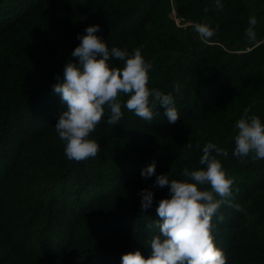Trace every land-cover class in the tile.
<instances>
[{
    "label": "trees",
    "instance_id": "1",
    "mask_svg": "<svg viewBox=\"0 0 264 264\" xmlns=\"http://www.w3.org/2000/svg\"><path fill=\"white\" fill-rule=\"evenodd\" d=\"M222 3L0 0V264H121L137 249L147 258L158 216L155 202L141 210L139 192L153 188L158 201L168 188L142 168L155 159L157 174L184 179L185 168L202 167L206 142L228 152L218 158L233 181L213 218L215 242L226 264H264V159L232 154L244 109L264 119V0ZM198 22L213 35L201 37ZM92 24L110 46H142L148 86L171 92L180 116L170 123L158 106L145 121L122 105L117 125L102 118L90 134L97 155L76 161L54 128L65 105L52 85Z\"/></svg>",
    "mask_w": 264,
    "mask_h": 264
},
{
    "label": "clouds",
    "instance_id": "2",
    "mask_svg": "<svg viewBox=\"0 0 264 264\" xmlns=\"http://www.w3.org/2000/svg\"><path fill=\"white\" fill-rule=\"evenodd\" d=\"M215 4L218 8L224 6L222 0H215ZM256 24V17L249 16L245 29L249 38L255 37ZM100 28L99 24L88 25L83 33L77 34L79 44L52 85V94L65 105L54 128L64 142V153L69 160L80 161L97 155L101 146L90 134L102 118L107 124L117 125L124 115L122 105L145 121L153 120L158 106L164 109L170 123L180 116L171 92L148 86L153 64L145 59L142 46L131 50L127 46H110L98 34ZM195 30L205 38L214 33L208 22L196 23ZM175 91H180L179 85ZM119 94L126 95V100L118 99ZM235 129L232 154L240 158L252 154L254 160L264 159V119L249 115V109L245 108L235 122ZM185 148L191 149V142ZM201 151L202 167L185 168L181 174L184 179L157 174L155 159L142 168L141 176L146 179L155 176L154 186H167L168 195L157 201L153 188L140 190L142 211L156 204V232L149 241L147 258L137 249L123 253L121 264H226L225 253L213 235V218L233 195L232 178L218 158L227 156L228 152L214 142H206ZM234 206L240 210L238 204Z\"/></svg>",
    "mask_w": 264,
    "mask_h": 264
}]
</instances>
